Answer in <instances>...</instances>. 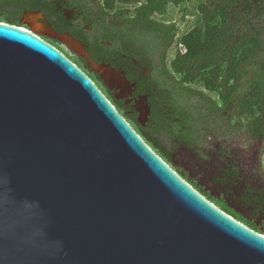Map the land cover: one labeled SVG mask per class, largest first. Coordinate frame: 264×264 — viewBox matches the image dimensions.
<instances>
[{
  "label": "water",
  "instance_id": "water-1",
  "mask_svg": "<svg viewBox=\"0 0 264 264\" xmlns=\"http://www.w3.org/2000/svg\"><path fill=\"white\" fill-rule=\"evenodd\" d=\"M32 18L0 22V264H264V236L184 182L41 36L108 89L129 82ZM138 105L145 125L147 98Z\"/></svg>",
  "mask_w": 264,
  "mask_h": 264
},
{
  "label": "flooded vegetation",
  "instance_id": "flooded-vegetation-1",
  "mask_svg": "<svg viewBox=\"0 0 264 264\" xmlns=\"http://www.w3.org/2000/svg\"><path fill=\"white\" fill-rule=\"evenodd\" d=\"M16 1L19 10H12L11 15L18 18L20 26L25 14L32 15L40 33L71 37L93 62L119 72L129 82L128 93L117 87L108 89L100 75L89 68L85 57L55 39L41 36L90 77L107 98L111 94L129 115L136 117L139 129L157 139L163 154L153 151L184 182L217 209L264 236V113L248 116L244 110L250 101L264 104V0H203L211 16L223 12L227 22L220 33L201 34V38L207 39L194 50L193 66H186L188 48L176 44L198 29L200 11L192 15L183 7L168 8L166 17L170 20L162 14L146 20L148 24L164 22L168 30L177 28L169 45L160 36L154 42L120 17L125 9L134 14L143 2L134 5L133 0ZM250 2L253 5H245ZM234 23L240 26L236 36L232 30ZM245 39L259 40L255 51H250L251 58L245 54ZM177 53L185 63L181 69L185 74H170ZM242 55L250 59L241 60L236 68L239 80L234 82V63ZM181 76L187 79L182 84L191 94L187 97L182 86L177 85ZM233 86H237L235 92ZM159 95L157 110L162 128L156 130L150 100ZM141 97L147 98L150 108L145 125L138 122Z\"/></svg>",
  "mask_w": 264,
  "mask_h": 264
},
{
  "label": "trees",
  "instance_id": "trees-1",
  "mask_svg": "<svg viewBox=\"0 0 264 264\" xmlns=\"http://www.w3.org/2000/svg\"><path fill=\"white\" fill-rule=\"evenodd\" d=\"M113 2L115 0H112ZM135 2L134 5H138V3L143 2L142 7L138 8L137 11L132 14L131 9H125L124 12L120 14V17L124 19L127 23H129L130 26H133L134 28L140 30L142 34H145L147 36H150L153 41L160 36L163 41L172 44L173 39L177 33V28L174 26L171 29H167L165 27V23H159L157 21H152L149 24L146 22V20L152 15H164L163 17H166L169 15V12H167L168 8L176 10L178 8H182L185 10V12H188L190 14H195L196 12L200 11V23L197 25L198 29H195L190 32L189 35H184L181 37L180 40L177 41V46H180L183 44L185 47L188 48L189 54L187 57V65L186 66H193L192 59L194 58L193 52L196 50L198 47H202L199 45V43L204 44V38H201V34H204L205 36L208 34L212 33H220L222 32L223 28H225V23L227 22L225 18V14L223 12H220L219 14H216V16H211L209 13V10L207 9L206 5L204 4L203 0H133ZM258 1V0H256ZM189 3L192 4V6H189ZM254 4L256 5L257 3L254 1ZM245 5H253L251 2L247 3ZM109 6V3L108 5ZM189 6V7H188ZM19 5L16 0H0V22H4L10 25H15V26H20L18 18L13 17L11 15L12 10H19ZM244 8V7H243ZM250 7L245 8L247 11ZM167 12V13H166ZM187 14V13H186ZM186 14L184 15L186 17ZM126 15V16H123ZM264 17V15L262 16ZM165 20H170V18H165ZM163 19V21H165ZM237 27V29H236ZM239 25L237 23L233 24L232 30H233V36H236L238 33ZM163 37V38H162ZM259 40L257 39H251V40H243V43H245L246 47V55H250L252 51H255V49L259 46ZM242 43V42H241ZM243 47V46H242ZM251 51V52H250ZM180 53H177L175 56V61L173 62V71H171L170 74H175V75H180L182 72V68L185 66V63L183 60L180 59ZM250 59L252 55L249 56H238L237 61L234 63V69L232 74V80L234 82H237L239 79L237 78V71L236 68L239 64H241V60H246ZM236 58V56H234ZM251 61V60H250ZM185 74L184 72H182ZM181 73V74H182ZM236 76V77H235ZM180 79V82L178 81L177 85L183 84L187 79L186 77H182ZM235 85V84H234ZM237 86H233V92L236 91ZM217 89V88H216ZM182 90H185L184 97H187L191 94H189V91H186L187 88H184L182 86ZM161 98V95L156 96L154 99L150 100L152 106H153V114L151 117V120L155 126V129L160 130L162 128V118L160 114L158 113V106H159V101L158 99ZM108 99L112 102V104L116 107V109L119 111V113L133 126L135 129L139 131L141 135H143L144 140L149 143V145L152 147L154 151H156L158 154H163L162 148L159 145L157 139H152V137L147 136L145 133H142V131L139 129V125L137 123L136 117H133L127 113V109L123 106V104L119 103L118 101L115 100V98L111 95L108 94ZM244 110H246V114L250 116V114H262L264 113V104L260 101V106L256 101H250V103L244 105ZM262 118L260 116V123L262 122Z\"/></svg>",
  "mask_w": 264,
  "mask_h": 264
}]
</instances>
